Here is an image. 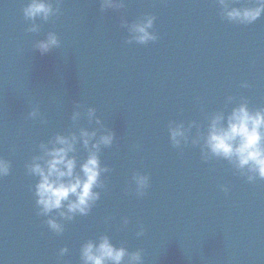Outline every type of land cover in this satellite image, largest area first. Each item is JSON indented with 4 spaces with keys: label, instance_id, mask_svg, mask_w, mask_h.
<instances>
[{
    "label": "clouds",
    "instance_id": "clouds-1",
    "mask_svg": "<svg viewBox=\"0 0 264 264\" xmlns=\"http://www.w3.org/2000/svg\"><path fill=\"white\" fill-rule=\"evenodd\" d=\"M63 0H28L23 7V17L31 21L27 29L30 33L40 32L39 19L48 23L60 14ZM241 0H215L219 15L230 23L251 25L264 15V0H251L252 6L236 7ZM100 10H119L124 8L123 0H99ZM155 17L145 15L136 22L129 23L121 18V28L128 32L126 44L147 45L157 40L152 31ZM61 47V41L55 32H48L43 39L37 40L34 50L41 56ZM242 87H248L244 83ZM234 97L228 96L224 110L206 115V128L195 121L187 126L183 122L172 121L168 125V134L173 148L180 149L189 143L200 148L201 159L207 163L212 159L223 160L235 173L244 177L249 184L264 180V107L250 109L248 101H241L230 111L229 105ZM29 119L40 118L39 106L28 113ZM72 126L66 133H57L38 145V154L33 155L26 167V174L35 178L33 188L37 215L47 217L48 229L56 235L65 231V223L77 217H87L97 202L102 191L106 190V177L112 169L103 166L100 156L103 149L111 148L116 140L113 130L106 127L93 107L82 110L77 103L71 114ZM81 119H86L87 126H79ZM196 129L192 136V129ZM83 153V155L81 154ZM11 164L0 157V179L10 175ZM131 183L134 192L143 197L149 187V176L133 173ZM227 194L228 188L221 186ZM107 219L106 218V222ZM128 224L122 220V227ZM145 235L144 226L139 225L137 238ZM69 252L67 247L59 250L58 256L64 257ZM81 264H143L142 252H129L125 247H116L107 235H100L97 240H88L80 246Z\"/></svg>",
    "mask_w": 264,
    "mask_h": 264
},
{
    "label": "water",
    "instance_id": "water-1",
    "mask_svg": "<svg viewBox=\"0 0 264 264\" xmlns=\"http://www.w3.org/2000/svg\"><path fill=\"white\" fill-rule=\"evenodd\" d=\"M228 96L227 111L241 99L264 107V24L192 121L206 128ZM127 220L111 242L141 251L143 264H264V180L249 184L226 161L205 163L190 143L173 148Z\"/></svg>",
    "mask_w": 264,
    "mask_h": 264
}]
</instances>
